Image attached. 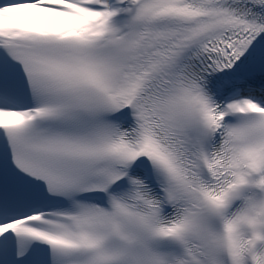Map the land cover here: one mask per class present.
I'll return each mask as SVG.
<instances>
[{"label": "snow or ice", "instance_id": "6c2138e0", "mask_svg": "<svg viewBox=\"0 0 264 264\" xmlns=\"http://www.w3.org/2000/svg\"><path fill=\"white\" fill-rule=\"evenodd\" d=\"M0 264H264V0H0Z\"/></svg>", "mask_w": 264, "mask_h": 264}]
</instances>
